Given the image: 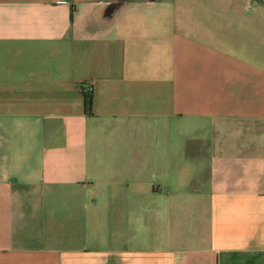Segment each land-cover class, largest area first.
Segmentation results:
<instances>
[{"label":"crops","instance_id":"0c3cea01","mask_svg":"<svg viewBox=\"0 0 264 264\" xmlns=\"http://www.w3.org/2000/svg\"><path fill=\"white\" fill-rule=\"evenodd\" d=\"M0 264H264V0H0Z\"/></svg>","mask_w":264,"mask_h":264},{"label":"trees","instance_id":"16d2710c","mask_svg":"<svg viewBox=\"0 0 264 264\" xmlns=\"http://www.w3.org/2000/svg\"><path fill=\"white\" fill-rule=\"evenodd\" d=\"M92 93L86 94L85 97V111L90 112L92 108Z\"/></svg>","mask_w":264,"mask_h":264},{"label":"rangeland","instance_id":"374dc122","mask_svg":"<svg viewBox=\"0 0 264 264\" xmlns=\"http://www.w3.org/2000/svg\"><path fill=\"white\" fill-rule=\"evenodd\" d=\"M236 124H233V123H220L219 122V124L217 125L218 127H220V128H224V129H228V128H230L231 126H235ZM244 125H246V124H244ZM259 129H261V126H259Z\"/></svg>","mask_w":264,"mask_h":264},{"label":"built area","instance_id":"2783aa9c","mask_svg":"<svg viewBox=\"0 0 264 264\" xmlns=\"http://www.w3.org/2000/svg\"><path fill=\"white\" fill-rule=\"evenodd\" d=\"M81 91L83 92L84 95H86V94H90V93L92 92V88H91L89 85H87V86H84V87L81 89Z\"/></svg>","mask_w":264,"mask_h":264}]
</instances>
